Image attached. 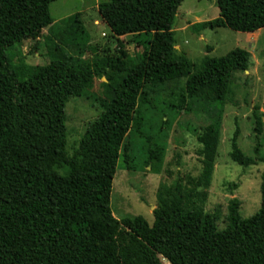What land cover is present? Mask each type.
Listing matches in <instances>:
<instances>
[{"label":"trees","instance_id":"obj_1","mask_svg":"<svg viewBox=\"0 0 264 264\" xmlns=\"http://www.w3.org/2000/svg\"><path fill=\"white\" fill-rule=\"evenodd\" d=\"M54 1L0 0V264H162V259L169 264H264V170L259 209L242 218L238 199H230L227 226L221 230L215 215L186 206L191 190L183 194L179 187L159 196L151 224L139 215L117 220L110 208L121 147L129 131L140 128L138 107L149 102L152 91L180 79H186L185 96L200 102L208 115L198 136L199 179L207 181L217 156L219 110L235 75L250 70V53L234 48L221 57L205 55L191 74V62L176 50L172 30L183 0H107L97 6L100 18L116 38L130 36L143 45L136 62L95 58L75 68L57 57L32 71L14 67L11 48L38 39L51 25ZM216 7V18L193 28L243 33L264 28V0H216ZM70 20L77 24L74 42L79 45L88 34L78 14ZM108 69L119 78L105 84L102 111L69 156L65 106ZM182 96L178 101L184 102ZM262 124L256 116V154ZM237 137L236 130L230 160L244 168L261 161L244 155ZM155 151H149L150 164L161 161Z\"/></svg>","mask_w":264,"mask_h":264},{"label":"rangeland","instance_id":"obj_2","mask_svg":"<svg viewBox=\"0 0 264 264\" xmlns=\"http://www.w3.org/2000/svg\"><path fill=\"white\" fill-rule=\"evenodd\" d=\"M104 2L107 0L52 2L49 5L53 20L51 25L42 30L38 39L25 40L11 48L12 65L32 71L57 57L75 68L95 58L118 57L125 64L136 62L143 45L134 43L130 36L116 38L112 35L97 10V6ZM76 14L88 34V39L79 45L74 42L78 40L77 24L70 20ZM217 16L216 0H183L172 26L175 48L190 60L191 74L199 70L205 55L221 57L234 48H242L250 53V70L235 75L227 101L219 110L220 135L210 177L205 182L199 179L202 146L198 136L209 122L207 112L200 102L185 96L186 79L165 84L152 91L148 103L138 107L140 128H132L121 147L110 195V208L117 220L126 215H139L151 224L152 211L159 204V196L175 187H179L183 194L191 190L189 198L185 200L186 206L215 215L219 230L227 226V204L230 199H238L242 218L252 216L261 205V174L264 170V28L254 33L236 32L228 28L202 31L193 28L194 24ZM118 43H121V47ZM122 51L125 56L120 53ZM112 73L108 69L106 73L95 76L91 88L66 104V152L69 156L78 148L86 125L101 113L105 84L115 77ZM107 75L112 76L111 80ZM180 95H183L184 102L178 101ZM256 116L263 123L258 154L254 151ZM236 130L237 144L243 154L251 158L259 157L261 161L244 168L230 160V142ZM125 147L128 162L124 161ZM157 149L161 161L150 164L149 151L157 152ZM56 170L65 172L63 167ZM162 264L169 263L162 259Z\"/></svg>","mask_w":264,"mask_h":264}]
</instances>
